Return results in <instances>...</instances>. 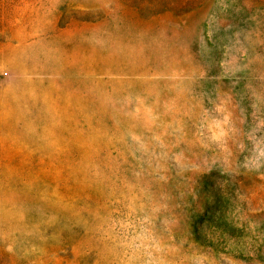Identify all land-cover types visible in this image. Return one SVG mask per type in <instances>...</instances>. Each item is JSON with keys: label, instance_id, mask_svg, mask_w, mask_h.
I'll list each match as a JSON object with an SVG mask.
<instances>
[{"label": "rangeland", "instance_id": "1", "mask_svg": "<svg viewBox=\"0 0 264 264\" xmlns=\"http://www.w3.org/2000/svg\"><path fill=\"white\" fill-rule=\"evenodd\" d=\"M0 264H264V0H0Z\"/></svg>", "mask_w": 264, "mask_h": 264}]
</instances>
